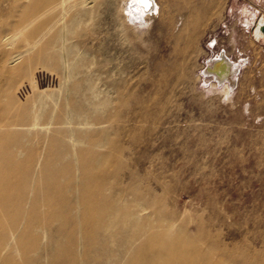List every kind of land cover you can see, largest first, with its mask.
I'll return each instance as SVG.
<instances>
[{"label":"rangeland","instance_id":"374dc122","mask_svg":"<svg viewBox=\"0 0 264 264\" xmlns=\"http://www.w3.org/2000/svg\"><path fill=\"white\" fill-rule=\"evenodd\" d=\"M42 1L0 0V40L20 32L13 47H0V102L20 96L11 89L16 80L7 81L2 68L25 49L21 31L34 23ZM157 2L160 13L139 22L136 32L123 27L115 5H110L100 16L102 22L93 25L98 32L94 48L88 44L85 52L80 48L82 55L69 58L75 63L82 60L81 69L86 67L82 72L89 71L97 86L90 103L77 96L72 106L84 110L87 104L93 112L88 122L102 123L75 127L83 142L79 149L97 145L96 155L106 153V180L119 188L120 200L131 210L145 208L143 222L173 230L174 240L185 243L200 259L197 264H264V41L254 34L264 18V0ZM53 32L10 67H25L42 55ZM78 48L71 49L70 57ZM56 52L57 48L51 55ZM221 55L233 64L229 83L219 84L207 73ZM35 60L36 67L39 59ZM60 75L56 73L57 78ZM118 89L119 103L107 109L104 99L114 100ZM3 113L1 109L0 117ZM106 114L116 118L106 123ZM30 151L34 161L25 170L29 179H37L41 170L50 175L60 172L63 179L77 176L69 152L63 158V166L70 164L67 169L54 163L40 170L35 168L40 150ZM11 216V210L0 204V264H50L40 226L31 231L40 252L26 253L20 244L15 253L8 243ZM57 225L48 223L46 230ZM67 247L76 250L71 243Z\"/></svg>","mask_w":264,"mask_h":264},{"label":"bare ground","instance_id":"6f19581e","mask_svg":"<svg viewBox=\"0 0 264 264\" xmlns=\"http://www.w3.org/2000/svg\"><path fill=\"white\" fill-rule=\"evenodd\" d=\"M112 4L123 27L134 32L138 31L139 22H148L161 10L157 0H43L35 13L36 25L28 23L23 28H28L27 31H21L20 41L25 49L9 62L21 60L54 31L43 47V54L28 60L25 67H10L7 63L2 68L7 81L16 80L11 89L20 93L16 99L8 96L0 102V110L5 113L0 117V204L12 212L8 243L14 245L15 253L20 250L18 245L23 244L26 253L38 254L41 249L31 231L33 226H40L41 241L47 238L49 255L46 258L51 260L50 264H197L200 259L191 254L185 243L174 240L173 230L151 224L147 219L143 222L145 208L131 210L120 200L119 188H112L106 180L109 160L106 153L96 155L93 151L97 145L86 151L79 149L83 142L75 127L102 123L88 122L93 112L86 109L87 104L84 110L72 106L77 96L84 103H90L97 86L88 77V70L86 74L82 72L86 70V67L81 69L85 65L83 61L69 62V58L82 55L88 44L94 48L92 42L98 32L93 25L102 22V12ZM263 26L264 19L254 32L262 40ZM18 34L1 39L5 42L0 47H13ZM55 48L56 54L51 55ZM77 48L79 50L70 57L71 49ZM80 48L84 50L82 54ZM35 59H39L36 67L32 66L33 62H38ZM232 65L221 55L208 66L207 73L219 84L229 83L234 74ZM59 72L61 75L57 78ZM82 74L85 76L74 82ZM70 82H73L71 89L68 88ZM228 90L226 86L225 95ZM62 91L63 104H60ZM120 92L118 89L114 100L104 99L102 105L108 109L119 103ZM105 116L106 123L116 118L113 114ZM31 149L41 152L35 161V168L40 170L54 163L63 166L64 155L68 156L69 152L77 176L63 179L60 172L50 175L41 170L37 179H29L26 171L34 161ZM25 153L31 158H21ZM68 165L63 167L67 169ZM43 184L48 187L41 192L37 187ZM110 189L113 195L109 194ZM53 221L58 222L55 229L46 230V224ZM136 242L138 245L133 248ZM67 243L75 245L76 250L68 248Z\"/></svg>","mask_w":264,"mask_h":264},{"label":"water","instance_id":"95a60500","mask_svg":"<svg viewBox=\"0 0 264 264\" xmlns=\"http://www.w3.org/2000/svg\"><path fill=\"white\" fill-rule=\"evenodd\" d=\"M262 19H264V18H261L259 21H258V23L262 20ZM257 23V24H258ZM257 26V25H256ZM255 30H256V28H255ZM262 31H263V33H264V26L262 27ZM255 32V31H254ZM264 41V40H263Z\"/></svg>","mask_w":264,"mask_h":264},{"label":"snow or ice","instance_id":"6c2138e0","mask_svg":"<svg viewBox=\"0 0 264 264\" xmlns=\"http://www.w3.org/2000/svg\"><path fill=\"white\" fill-rule=\"evenodd\" d=\"M148 5H147V3H145V7H147Z\"/></svg>","mask_w":264,"mask_h":264}]
</instances>
